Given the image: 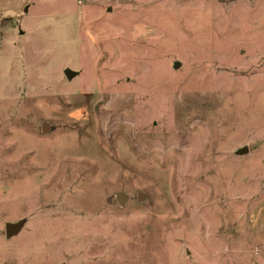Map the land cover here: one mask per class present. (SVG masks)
Masks as SVG:
<instances>
[{
    "label": "rangeland",
    "instance_id": "obj_1",
    "mask_svg": "<svg viewBox=\"0 0 264 264\" xmlns=\"http://www.w3.org/2000/svg\"><path fill=\"white\" fill-rule=\"evenodd\" d=\"M0 264H264V0H0Z\"/></svg>",
    "mask_w": 264,
    "mask_h": 264
},
{
    "label": "water",
    "instance_id": "obj_2",
    "mask_svg": "<svg viewBox=\"0 0 264 264\" xmlns=\"http://www.w3.org/2000/svg\"><path fill=\"white\" fill-rule=\"evenodd\" d=\"M178 67V66H177ZM76 73L70 71V70H66L65 71V75L66 77L71 80L72 77L75 75ZM50 130V126L48 123H43V126H42V131L43 132H48ZM248 147H244L240 150H238L237 152V155H246L248 153ZM116 199H117V202L120 204V206H124L125 204V200H126V196L123 192H120L116 195ZM143 199V194L140 193L138 195V200H142ZM26 219H23L19 222H16V223H8L6 224L5 226V232H6V238L7 239H12L14 237H17L21 232L22 230L24 229L25 225H26Z\"/></svg>",
    "mask_w": 264,
    "mask_h": 264
}]
</instances>
